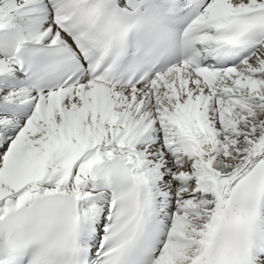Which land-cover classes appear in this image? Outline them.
Returning <instances> with one entry per match:
<instances>
[{
	"label": "snow or ice",
	"instance_id": "obj_1",
	"mask_svg": "<svg viewBox=\"0 0 264 264\" xmlns=\"http://www.w3.org/2000/svg\"><path fill=\"white\" fill-rule=\"evenodd\" d=\"M0 264H264V0H0Z\"/></svg>",
	"mask_w": 264,
	"mask_h": 264
}]
</instances>
